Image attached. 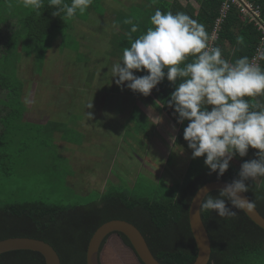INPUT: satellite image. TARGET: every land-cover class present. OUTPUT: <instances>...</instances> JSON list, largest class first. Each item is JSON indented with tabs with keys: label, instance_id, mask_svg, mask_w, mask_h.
<instances>
[{
	"label": "trees",
	"instance_id": "obj_1",
	"mask_svg": "<svg viewBox=\"0 0 264 264\" xmlns=\"http://www.w3.org/2000/svg\"><path fill=\"white\" fill-rule=\"evenodd\" d=\"M3 1L6 0H0V3ZM146 1L148 3V0ZM181 1L156 0V3L153 4L150 0L151 6H144L143 10L139 11L133 10L130 16L125 15L122 9L116 11L113 24L119 29V32L112 35L110 43L117 62L121 60L123 50L130 47L131 42L151 26L150 17L157 8L162 12L186 13L205 26L210 40L215 20L219 16V9L225 0H193L198 5L197 8H194L190 0H184V4ZM249 1L258 6L261 18L264 20V0ZM65 2L71 4V0H65ZM96 2L97 0H93L87 10L102 13L103 7L95 5ZM56 11L58 8L51 6L49 0H43L40 9H31L28 13L22 14L19 17V22L21 30L24 28V39L21 40L22 31L7 34L3 42L5 48L0 49L3 60L12 58L10 55L12 52L18 57L23 53L26 56L33 53L40 69L42 58L51 48L52 41L59 40V46L67 48L69 41H66L65 38L70 33L73 20L77 17L81 19V13L77 11L75 17L68 18L62 11L60 15L54 16L53 12ZM14 17L4 11L0 14V24L14 19ZM126 19H131L132 23L138 27V31L132 33V40H129L127 35L132 25L124 23ZM237 37H243V44L237 43ZM259 38L260 31L255 24L243 19L236 6L233 5L220 23L217 37L212 40V46L220 47L222 58L231 64L242 56H247L250 60L255 53ZM39 42H43L44 45L37 47ZM18 45H20L19 52L17 51ZM193 60L194 57L189 56L184 63H191ZM120 62L122 63V61ZM258 64L261 70H264V59H261ZM183 66L182 64L181 67ZM4 68L1 64L0 90L6 89L5 96L8 97V104L0 108V116L3 115V120L0 121L2 127L0 131L2 136L0 139V170L3 172L4 166L10 158L9 142H17L19 141L18 137L21 138L20 134L15 133L14 128L19 127L21 130L22 126L20 125L24 123L22 119L25 112V106L21 100L23 83L20 81L21 79H18L19 77L16 78L14 75L10 80L6 74L5 76L2 73ZM133 71L137 76L147 74L146 71ZM164 71L166 72L167 69L165 68ZM184 79L186 78H177L173 83L169 82L165 76L148 96L133 92L126 86L125 88L131 95L153 104L160 109L159 111L168 114L175 126L178 127L174 143L180 144L189 151L191 149L188 148L187 141L183 138V130L188 121L178 123V113H175L174 107L168 105L170 94ZM6 82H10L11 87L7 86ZM243 99L248 100L250 104L257 101L264 104V97H244ZM208 107L210 110L211 106ZM134 114L137 115L136 119L148 120L144 118L137 105L129 113L128 119L132 120ZM10 120H18L19 125L12 129ZM27 124L29 125L30 122ZM67 124V122L49 121L41 125L49 135H54V138L55 134L59 133V140L70 142L74 140V137L70 135ZM28 125H26V131L29 130ZM32 149L28 143L24 146L20 144V149H17L16 153L24 150L28 154L32 152ZM257 151L250 147L247 153L252 159H257L258 157L255 155ZM248 160L247 157H242V161L237 166L229 162L228 169L218 177L215 172L209 174L208 167L203 163V156L193 159L190 154L187 168L179 182L166 185L160 181L153 184L152 190L143 194L138 191L136 193L137 185L135 183L128 190L109 189L103 191L82 204H54L43 200L0 202V240L18 236L40 239L56 250L61 264H86L87 244L95 229L105 221L123 219L131 222L140 230L151 253L161 264H191L197 255L196 244L188 220V210L193 195L206 182L223 180L232 183L234 180L240 179V167L243 162ZM245 184L249 187V191L243 193L255 203V209L264 217V177H260L259 180L248 179ZM218 192L219 190L210 191L205 197L209 194L216 197ZM225 203L226 207L237 212L235 217L221 218L215 210L210 212L200 210L211 243V254L207 264H264V229L255 224L243 210H237L232 206L226 198ZM119 236L126 245L131 246L125 235L119 233ZM105 239L102 241L101 247L105 243ZM0 264H45V260L39 252L21 249L1 253Z\"/></svg>",
	"mask_w": 264,
	"mask_h": 264
},
{
	"label": "rangeland",
	"instance_id": "obj_2",
	"mask_svg": "<svg viewBox=\"0 0 264 264\" xmlns=\"http://www.w3.org/2000/svg\"><path fill=\"white\" fill-rule=\"evenodd\" d=\"M190 2L197 8L195 1ZM95 5L103 7L102 13L87 10L80 15L82 20L75 18L65 38L69 46L61 48L59 40L52 41L40 69L33 53L18 57L12 52V58L6 61L0 54V65L5 67L2 73L10 80L13 75L19 77L23 83L21 100L25 106L21 130L14 128L21 138L9 142L10 158L4 172L0 170V202L82 204L109 189L128 190L136 183V193L143 194L160 181L171 185L183 177L191 150L174 143L178 127L163 111L154 109L159 113L154 114L144 106L148 120L136 119V114L129 120L135 96L117 86L118 77L111 73L112 65L117 63L110 43L112 35L119 32L113 24L115 12L122 9L130 16L133 10L151 6L150 0H97ZM29 10L19 0L0 3V14L5 11L15 16L0 24L1 50L11 32L22 31L24 39L19 17ZM43 45L39 42L36 46ZM6 85L11 87L10 82ZM5 90H0V108L8 104ZM138 99L136 102L143 105ZM89 102L92 108L86 107ZM157 120L158 126L151 129L150 121ZM49 121L67 122L75 140L69 141L75 146L59 140V133L56 138L49 135L41 125ZM10 123L12 129L19 125L18 120ZM26 143L32 146V152L16 153L20 144ZM245 157L252 159L248 153ZM241 161L242 157L235 155L229 162L237 166ZM102 261L138 264L116 234L106 242Z\"/></svg>",
	"mask_w": 264,
	"mask_h": 264
},
{
	"label": "clouds",
	"instance_id": "obj_3",
	"mask_svg": "<svg viewBox=\"0 0 264 264\" xmlns=\"http://www.w3.org/2000/svg\"><path fill=\"white\" fill-rule=\"evenodd\" d=\"M19 2L33 10L43 5V0ZM92 2L71 0L68 4L65 0H49L51 6L58 8L54 16L62 11L68 18L75 17L77 11L83 14ZM150 22L151 26L123 50L122 63L112 65V76L118 77L116 85L148 96L165 76L173 83L177 78H186L170 94L168 105L178 113V123L188 121L183 138L192 150V158L203 156L209 174L215 172L219 177L228 169L233 156L244 157L250 147L258 150L257 159L242 163L240 179L220 189L216 197L204 196L199 209L215 210L221 218H233L237 212L226 207V198L237 210L251 211L255 203L238 193L249 191L246 180L264 177V104H250L243 98L264 97V70L247 56L230 64L222 58L220 47L209 45L205 26L184 12L174 14L157 8ZM124 23L132 25L127 33L132 40L138 27L131 19ZM237 43L243 44V37H237ZM189 56L194 60L185 64ZM261 58L264 59V53ZM133 70L147 74L137 76ZM86 107L92 108V103Z\"/></svg>",
	"mask_w": 264,
	"mask_h": 264
},
{
	"label": "water",
	"instance_id": "obj_4",
	"mask_svg": "<svg viewBox=\"0 0 264 264\" xmlns=\"http://www.w3.org/2000/svg\"><path fill=\"white\" fill-rule=\"evenodd\" d=\"M228 184L230 183L223 180L206 182L197 189L191 199L188 210V220L197 248L196 258L191 264H207L211 254L210 238L200 215L199 203L202 202L204 196L210 191L220 190ZM238 195L249 200L243 192L238 193ZM243 211L255 224L264 229V217H262L255 208L251 211ZM119 233L127 237L131 246L126 245L122 241ZM113 234L119 236L123 246L132 252L138 264H161L151 253L140 230L131 222L123 219L105 221L95 229L87 244L86 264H103V248ZM104 238H106L105 243L101 247ZM21 249L39 252L44 257L45 264H61L56 250L43 240L25 236L8 237L0 240V254Z\"/></svg>",
	"mask_w": 264,
	"mask_h": 264
},
{
	"label": "built area",
	"instance_id": "obj_5",
	"mask_svg": "<svg viewBox=\"0 0 264 264\" xmlns=\"http://www.w3.org/2000/svg\"><path fill=\"white\" fill-rule=\"evenodd\" d=\"M235 5L239 14L243 19L253 22L257 29L260 31L259 42L256 46L254 55L251 57L250 62L258 64L261 58V53L264 52V20H262L260 11L257 5H254L249 0H225L219 9V16L215 20L213 30L211 32L209 45L212 46V40L217 37V31L220 23L225 19L228 10L231 6Z\"/></svg>",
	"mask_w": 264,
	"mask_h": 264
},
{
	"label": "crops",
	"instance_id": "obj_6",
	"mask_svg": "<svg viewBox=\"0 0 264 264\" xmlns=\"http://www.w3.org/2000/svg\"><path fill=\"white\" fill-rule=\"evenodd\" d=\"M135 98V101H134V105H137L140 109H141V113H142V115H144V118H147V119H149L148 118V116L146 115V111H144V109L142 108V106H144L145 108H147L148 109V112L149 111H151L152 113H154V114H159V113H155V111H154V109L155 110H157V111H159L160 109L159 108H156L153 104H150L149 102H146V101H144V100H142L141 98H140V101H141V103L143 104V105H139L137 102H136V100H139L138 98H136V97H134ZM164 112V111H163ZM162 112V113H163ZM165 113V112H164ZM161 114V113H160ZM167 116H168V114H166ZM169 117V116H168ZM57 122H59V121H57ZM42 124H44V123H42ZM158 126V120L156 121V122H151L150 121V127H151V129H153V130H155L156 129V127ZM55 138H56V136H55ZM71 144V143H70ZM71 145H74V144H71ZM75 146V145H74Z\"/></svg>",
	"mask_w": 264,
	"mask_h": 264
}]
</instances>
